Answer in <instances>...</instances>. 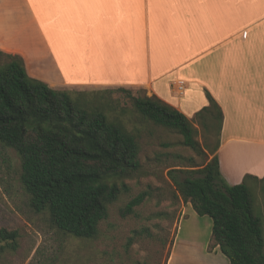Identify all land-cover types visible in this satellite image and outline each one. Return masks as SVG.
I'll use <instances>...</instances> for the list:
<instances>
[{"label":"crops","instance_id":"0c3cea01","mask_svg":"<svg viewBox=\"0 0 264 264\" xmlns=\"http://www.w3.org/2000/svg\"><path fill=\"white\" fill-rule=\"evenodd\" d=\"M0 51L53 87H140L189 118L208 91L222 176H264V0H0ZM212 231L188 202L166 264H231Z\"/></svg>","mask_w":264,"mask_h":264},{"label":"trees","instance_id":"16d2710c","mask_svg":"<svg viewBox=\"0 0 264 264\" xmlns=\"http://www.w3.org/2000/svg\"><path fill=\"white\" fill-rule=\"evenodd\" d=\"M4 54L8 60L0 65V142L15 149L21 159L20 178L29 204L37 212L47 210L59 229L77 237H95L110 204L129 190L118 180L141 167L136 135L121 117L110 115L102 99L105 90H130L53 87L31 76L22 56ZM207 97L209 105L197 114L217 112L213 117L219 135L213 147L196 138L191 118L158 96H134L133 103L144 117L178 130L185 145L207 157L202 166L180 168L185 176L169 170L175 196L190 202L199 215L212 217V239L231 264H264V219L256 210L253 186L260 182L264 189V176L247 174L235 185L222 176L216 151L223 110L208 91ZM97 98L102 104H94ZM147 195L142 191L131 198L121 209L122 216L134 213ZM140 232L134 230V236ZM17 237V230L0 227V242H4L0 252L15 250Z\"/></svg>","mask_w":264,"mask_h":264},{"label":"rangeland","instance_id":"374dc122","mask_svg":"<svg viewBox=\"0 0 264 264\" xmlns=\"http://www.w3.org/2000/svg\"><path fill=\"white\" fill-rule=\"evenodd\" d=\"M7 60L0 52V65ZM128 89L129 92L102 91V99L108 103L110 115L121 117L136 135L141 167L131 177L118 180L125 182L129 190L110 204L109 215L100 222L95 237L67 233L54 225L47 210H33L20 178L21 159L15 149L0 142V227L18 232L16 249L0 252V264H166L188 205L175 196V185L168 172L176 169L185 176L180 168L202 166L207 157L185 145L178 130L158 125L140 114L133 97L146 93L140 87ZM94 104H102V100L97 98ZM216 113L202 112L191 118L197 128L196 138L206 147H213L218 139L213 117ZM253 186L255 207L264 219L263 185L254 182ZM142 191L148 192L146 199L134 213L122 216L121 209ZM134 230L141 232L134 236Z\"/></svg>","mask_w":264,"mask_h":264},{"label":"built area","instance_id":"2783aa9c","mask_svg":"<svg viewBox=\"0 0 264 264\" xmlns=\"http://www.w3.org/2000/svg\"><path fill=\"white\" fill-rule=\"evenodd\" d=\"M179 89H181V90H182V89H183V86H182V85H181V86H179Z\"/></svg>","mask_w":264,"mask_h":264}]
</instances>
